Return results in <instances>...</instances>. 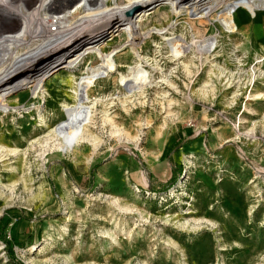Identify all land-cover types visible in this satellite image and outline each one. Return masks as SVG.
<instances>
[{"label":"rangeland","instance_id":"1","mask_svg":"<svg viewBox=\"0 0 264 264\" xmlns=\"http://www.w3.org/2000/svg\"><path fill=\"white\" fill-rule=\"evenodd\" d=\"M213 1L201 22L107 0L147 14L0 92V264H264V7ZM85 14L39 23L0 70ZM18 26L0 14V38Z\"/></svg>","mask_w":264,"mask_h":264},{"label":"bare ground","instance_id":"2","mask_svg":"<svg viewBox=\"0 0 264 264\" xmlns=\"http://www.w3.org/2000/svg\"><path fill=\"white\" fill-rule=\"evenodd\" d=\"M51 1L32 0L30 3H25L23 0H18L12 3L11 0H0V5L2 6L0 14L9 15L19 20L16 32L5 34L0 38V66L10 55L14 54L18 46L26 42L27 35L36 32L35 29L39 23L45 26L48 22L57 25L55 26L57 28L59 24L60 26L61 24L63 25L73 15L75 16V14L81 11L86 13L80 17V20L78 19V24H75L73 28L64 30L66 32L65 35H59V37L51 40L46 46L36 48L30 55L21 57L17 63L12 64L11 61L7 67L4 69L2 67L0 70V92L20 86L33 76L45 71L49 66L58 62L63 64L64 67L71 69L88 49L95 46V43L108 35L110 36L124 21L131 19L137 13H141L147 7V4L143 3L140 6H133L114 13L112 11H103L107 0H73L63 7L65 9L62 7L61 9L50 7ZM91 1L95 2L91 4ZM165 1H170L173 7L180 9L182 12H190L192 18H199L198 20L201 22L209 17L214 9L213 0H162V2ZM257 2H261L262 5ZM244 3L247 7L254 10L261 8V6L264 7V0H244ZM3 6L7 7L4 8ZM26 8H30L32 11H27ZM237 9L238 5L235 3L228 4L221 10L218 17L219 20L221 22L228 21ZM93 10H100V12L90 15L88 12ZM37 13L44 16L49 14L48 20L44 16H39L40 18L38 17L37 23L34 21L32 25L30 18L33 17V20H35L38 15ZM146 14L147 11H144L140 16L143 18ZM15 34L18 37H15ZM32 38H37V36L32 35ZM49 38L51 37H47V40ZM39 117L42 119V116Z\"/></svg>","mask_w":264,"mask_h":264},{"label":"crops","instance_id":"3","mask_svg":"<svg viewBox=\"0 0 264 264\" xmlns=\"http://www.w3.org/2000/svg\"><path fill=\"white\" fill-rule=\"evenodd\" d=\"M237 15H240V16H238V18H239L240 21H244V20H245V17H244V16H246V15H244L243 13H242V14H238V13H237ZM253 18L255 19L256 17L253 16ZM262 19H264V15L262 16ZM262 19H261V20H262ZM255 21H256V20H255ZM262 21H263V20H262ZM256 26H257V25H256ZM263 41H264V39H263Z\"/></svg>","mask_w":264,"mask_h":264},{"label":"built area","instance_id":"4","mask_svg":"<svg viewBox=\"0 0 264 264\" xmlns=\"http://www.w3.org/2000/svg\"><path fill=\"white\" fill-rule=\"evenodd\" d=\"M262 59H263V57L260 58V60H262Z\"/></svg>","mask_w":264,"mask_h":264}]
</instances>
